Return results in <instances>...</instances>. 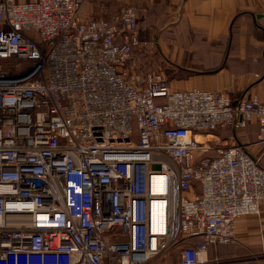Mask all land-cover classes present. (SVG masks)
Masks as SVG:
<instances>
[{
	"label": "built area",
	"instance_id": "2783aa9c",
	"mask_svg": "<svg viewBox=\"0 0 264 264\" xmlns=\"http://www.w3.org/2000/svg\"><path fill=\"white\" fill-rule=\"evenodd\" d=\"M86 1L0 0V264H209L264 200V100L174 88L136 4ZM254 121L258 155L216 142Z\"/></svg>",
	"mask_w": 264,
	"mask_h": 264
},
{
	"label": "crops",
	"instance_id": "0c3cea01",
	"mask_svg": "<svg viewBox=\"0 0 264 264\" xmlns=\"http://www.w3.org/2000/svg\"><path fill=\"white\" fill-rule=\"evenodd\" d=\"M130 3L139 9L141 38L156 40L157 69L174 88L222 89L234 98L257 95L264 100V0ZM142 49L131 62L154 69L147 66L152 59L145 56L147 48ZM257 133L254 121L245 128L231 125L217 132L215 140L220 145L243 144L258 155ZM246 252L264 253V200L258 213L237 218L234 242L209 247V264L216 260L219 264H264L238 260Z\"/></svg>",
	"mask_w": 264,
	"mask_h": 264
},
{
	"label": "rangeland",
	"instance_id": "374dc122",
	"mask_svg": "<svg viewBox=\"0 0 264 264\" xmlns=\"http://www.w3.org/2000/svg\"><path fill=\"white\" fill-rule=\"evenodd\" d=\"M130 0H87L84 4V7L81 11V18L83 20H87L89 18L92 17H107V18H111L117 14L120 13V11L130 5ZM141 30L139 29V36L141 38ZM142 38H145L142 36ZM141 38V39H142ZM143 41H146V46H144V48L142 50H144L145 48H147V50L145 51V56L146 57H151L152 59L150 60L151 62L149 63V65H147L148 67H153L155 69H157L158 64L155 62V59L157 57L158 54H160L158 52V50L156 49L157 45H156V40L152 37L149 40L151 41H147L145 39H142ZM149 47V48H148ZM152 48V49H151ZM135 59V58H134ZM161 59L160 57L157 58ZM169 75H172L169 74ZM247 260V262L249 263H264V253H253V252H246V255L244 257L239 258L238 260H242V259ZM177 260V252L176 251H170L169 253H167L165 256L159 257L158 259L155 260V262L158 263H171V262H175ZM233 261V260H231ZM237 261V260H235ZM219 260H216L214 262H212L211 264H219L218 263Z\"/></svg>",
	"mask_w": 264,
	"mask_h": 264
},
{
	"label": "bare ground",
	"instance_id": "6f19581e",
	"mask_svg": "<svg viewBox=\"0 0 264 264\" xmlns=\"http://www.w3.org/2000/svg\"><path fill=\"white\" fill-rule=\"evenodd\" d=\"M163 180V176L162 175H159L156 177V181H157V184L158 185H161V181ZM162 204V203H161ZM156 217L159 219V225L160 226H157L158 229L162 228L163 229V221H164V210H163V207L160 206L157 210V214H156Z\"/></svg>",
	"mask_w": 264,
	"mask_h": 264
}]
</instances>
